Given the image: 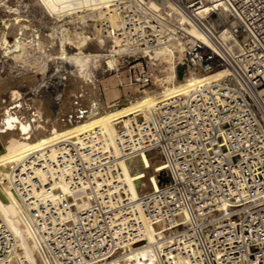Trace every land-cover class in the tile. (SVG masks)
Listing matches in <instances>:
<instances>
[{"label":"built area","instance_id":"1","mask_svg":"<svg viewBox=\"0 0 264 264\" xmlns=\"http://www.w3.org/2000/svg\"><path fill=\"white\" fill-rule=\"evenodd\" d=\"M207 5H218L236 26L217 7L203 17ZM92 8L118 14L115 33L137 51L125 87L152 85L146 52L179 41L185 51L177 78L178 67L184 77L223 74L119 123L118 153L100 128L61 138L56 161L26 153L13 186L44 259L111 264L114 255L136 251L129 264H264V0H97ZM101 24L112 29L108 19ZM143 154L159 158L165 170L157 175L160 187L137 200L121 161ZM38 169L48 174L44 183ZM62 176L80 206L28 197ZM147 226L157 229V242L142 256L137 246ZM16 249L0 214V264H30L16 259Z\"/></svg>","mask_w":264,"mask_h":264},{"label":"bare ground","instance_id":"2","mask_svg":"<svg viewBox=\"0 0 264 264\" xmlns=\"http://www.w3.org/2000/svg\"><path fill=\"white\" fill-rule=\"evenodd\" d=\"M36 1L40 6L43 7L44 12L48 13L47 15L52 16L53 19L56 18L55 21H57V17L54 16L58 12H63V14L68 13L69 15L80 12L78 11L80 9L84 10V12H87L88 10H94L95 8L92 7L97 4V0ZM5 6V11L7 12V14L0 20V58L3 59L2 68H5V71H3L5 73L0 74V213L3 215L7 226L16 238L18 248H20L21 250L20 257L30 264H49L42 256L37 238H35L34 234L31 232L28 226L25 209L21 202V198L17 193L15 187L13 186V177L15 170L20 166L24 156L29 151H37L38 154L49 157L52 161H56L58 157V149L56 147V143L61 138L67 137L75 139L76 137L78 138L80 135L96 128H100V130H102L104 138L106 140V144L112 152H116L117 135L114 136L115 139L112 137L110 138L111 142H113L116 146L115 151L114 148L112 149L111 144L107 140L103 121L106 117L108 122L114 125V127L112 128H116L117 133L118 124L122 122L126 123L128 121V118L131 119L130 116H127L129 114V110H123V105L129 104V102L131 101V97H128L127 99L119 102L113 101L111 104L105 105L99 94L98 85L91 78V70H89V65L93 59H96L100 56L99 54H97L100 48H103L104 50L111 49L113 53L116 52V50H119L121 52V49H124L127 52L131 53H137V51L135 49H129L128 47L124 46L119 39V35L114 33L113 27H119L118 14L116 13H104L103 11L99 10L98 12L111 15H109L108 17L104 15V17L103 14L100 13V15H98V13L95 12V14L97 15L93 13L94 15L90 16L93 19L97 17L93 21L91 20L94 24H90L91 22L89 23L90 27L94 28L93 31L91 28V31L93 32L92 34H90L91 36L85 33V27L87 25L85 26L83 24L81 26L82 30L81 28H79L81 30L80 35L76 34L75 36H73L74 40L73 37H68V34H62L59 41V39L54 36L55 34H51V31V35L47 36V34L43 33L42 29L37 25V23L35 25L32 20L28 21L25 18L21 19L20 17L22 16L18 14L19 9H14L13 7L6 4ZM217 6H205L201 11V15L203 17L209 15L211 8L215 9ZM217 10L220 9L217 7ZM219 14L223 19L230 21L232 25L236 26V22L229 20L228 14L224 12L223 9L219 11ZM76 16L77 15H75V17ZM52 17H50V21H52ZM82 17H84L83 19L85 20L86 17L81 16V18ZM104 18L108 19L113 26L112 29H109L107 33L105 32L104 26L101 24V20H103ZM77 21L80 22L81 20L79 21L78 19ZM94 21L97 23H95ZM51 26L52 25H50V27ZM182 26L192 36L196 38L203 37L192 23L184 22ZM90 27L87 26V29H90ZM64 29L66 30V28ZM107 29L108 28H106V30ZM2 37H5L6 40L2 41ZM54 37H56V39L59 41L60 47H55V45H58V43L55 44L57 41H55ZM244 41H247L246 37L244 38ZM68 43L70 44V46H73L74 44L77 49H74V51L71 50V48L68 47ZM48 47H52L51 52L49 50L48 53L57 54L58 52H60L59 54L61 55V57L63 56L62 58H65L67 62H70L72 64V69H75L71 72L77 80L79 79L83 82V86H80V88H74V85L72 86V83L69 82L71 84L66 85V87L64 86L65 90L62 91V94L64 96L62 97V99H60L61 103L54 102L53 104H55L56 106H53L52 104V111L46 114L43 111V108H41V105H37V102L33 103V100L31 98L28 99V104L25 102L27 99L23 101L21 95L26 92L23 91V93L21 94V90H23V86L26 87L27 85L28 87L38 81L35 75L37 69L35 70L34 67L39 61L36 62L35 59L29 60L30 49H33L32 51L35 50V52L36 50L42 52ZM184 51L185 44L182 41H179L173 46H161L153 51L146 52L145 55L151 59L153 65L163 63L170 64V68L166 75L168 89L166 95H162L155 99H150V101H148V103L146 104L140 103L136 107H134V105H131L130 107L134 109V112H132L131 115L138 116L140 112L145 115L158 103L188 92L190 88L196 85L200 80L204 78L211 79L214 77L222 76L223 72H219L214 76L209 74H191L186 76L182 80L178 79L177 76H175L176 60L177 58H182ZM49 56L52 57L51 55ZM55 58H57V55ZM115 60L116 59L110 60L109 64L112 65ZM68 77L69 76H67V78ZM78 84L80 85V83ZM33 97L35 98V95ZM125 112L128 113L124 114ZM44 115H46L45 118H49L50 121L45 123L42 122V120L44 119ZM114 119H117V121L112 122V120ZM164 170L165 167L163 166V163L160 159L156 158L151 160L147 154H143L127 160L125 162V165L123 166V172L131 182V189L136 194V196H132L138 200L141 195L146 192V190L158 189L160 187V183L157 179V175L159 174V172ZM36 176L42 183H44L45 181H47L48 174L38 169L36 171ZM56 182L59 186L57 189H55V191L57 190V192L66 195L69 187L68 183H65L63 176L61 177L60 181H55L54 183ZM160 182H163V179H161ZM54 183H50V188L52 187V185H54ZM40 191L42 190L36 189L33 192ZM51 192L52 190H47L41 196H33L35 194L29 193L28 197L35 200L50 199L56 201L55 198L43 197L48 196ZM80 205L81 204L73 206ZM156 232L157 229L155 227L147 226L145 237L137 246V250L141 253L142 256L146 255L145 252H147L149 244L157 242ZM127 255H129V257L126 258L125 256ZM132 255L134 259L137 260L136 251H131L130 253L125 254V256L123 254L122 256L114 255V258L112 257L110 262L111 264H129L127 259L129 258L130 260V257ZM19 258L17 257V259Z\"/></svg>","mask_w":264,"mask_h":264},{"label":"rangeland","instance_id":"3","mask_svg":"<svg viewBox=\"0 0 264 264\" xmlns=\"http://www.w3.org/2000/svg\"><path fill=\"white\" fill-rule=\"evenodd\" d=\"M5 4L13 7L14 9H17V10L19 9L18 10L19 12L18 11L17 12L19 15H21L23 17V18L20 17L21 19L25 18L28 21L32 20V22L35 23V25L37 23V25L42 29L43 33L47 34V36L51 35L53 33V34H55L54 36H56L59 39V41H60L62 34H68L69 35V36L67 35L68 37H73L76 34L80 35L81 30H82L81 26L84 24L85 26L87 25L88 27H90V24H94V23H92V21L97 18V17H95L93 19L90 16L94 15L95 12L98 13V15H100V13H101V12H98L99 10L93 11V12H90V11L84 12V10L80 9V10H78L80 12L69 15L68 13L66 14L64 12L65 14H63V12L57 11L58 13L54 16V17H57V21H55L56 18L53 19L52 16L47 15L48 13L44 12L43 7L40 6L36 0H9V1L8 0H0V15L2 16V17L0 16V20L2 18H4V16L7 14V12L5 11L6 10ZM101 14H103V13H101ZM75 15H77V16L75 17ZM95 15H97V14H95ZM104 15L106 17H108L111 14H109V15L103 14V16ZM81 16H85L86 17L85 20L83 19L84 17L81 18ZM50 17H52L51 18L52 21H50ZM88 17H90V18H88ZM78 19H79V21L80 20L81 21L78 22L77 21ZM53 21H55L56 23ZM81 22H84V23H81ZM95 23H97V22H95ZM50 25H52V26L50 27ZM87 26L85 27V30H86L85 33L90 35L93 33L92 31L94 30V28L90 27V29H87ZM64 28H66V30H68V31H66ZM79 28H81V30ZM91 28H92V31H91ZM104 29H105V32L107 33L110 28H108L107 30H106V28H104ZM113 29H114V33H115L117 28L113 27ZM52 30L55 32H53ZM50 31H51V34H50ZM48 32H49V34H48ZM60 32H61V34H60ZM66 32H69V33H66ZM70 34H71V36H70ZM5 37H6V35H5ZM5 37L1 38L2 41L6 40ZM56 37H54L55 41H57L55 44L58 43V45H55V44L54 45L57 48L60 46H59V41L56 39ZM73 40H74V37H73ZM74 46H75L74 44H73V46H70V44L68 43V47H70L71 50H73V51H74V49H77V47L76 46L74 47ZM51 48L48 47L46 50H43L42 52L41 51L39 52L38 50H36V52H35V50L32 51L33 49H30V53H29L30 58L28 57L29 60L35 59L36 62L37 61L40 62V63L37 62L36 66L34 65L35 67L33 66L35 68V70L37 69V72L35 73V75H36L38 81L33 83L32 85H30L31 87L30 86L27 87V85H26V87L23 86V88H22L23 90H21V94L24 91L28 95L27 96L26 93H23L25 96L23 94L21 95V98L23 101H25L27 99L25 102L28 104V99L31 98L33 100V103L37 102V105H41V108H43V111L46 114L48 112L52 111L53 106H56L55 104H53L54 102L61 103L60 99H62V97L64 96L62 94V91L65 90L66 85H68V84L70 85L72 83L71 85L72 86L74 85V88H80V86L81 87L83 86V82L79 79L77 80L76 77L73 76L71 71H73L75 68L72 69V67H71L72 64L70 62H67L65 58H62L63 56L61 57V55L59 54L60 52H58L57 54L48 53L49 50L51 52ZM102 49L100 48L101 51L99 50V52H97V54H99L100 56L91 61L90 65H89V70H91L90 73H91L92 80H94V82L98 85L99 94H100L101 99L105 105H109L113 101L119 102V101H122L124 99H127L128 97H131V101L129 102V104L123 105V110L124 111L129 110V114L127 116H130L132 118L133 115H131V114H132V112H134V109H132L130 107L131 105H134V107H136L140 103L146 104V103H148V101H150V99H155V98H158L162 95H166V92L168 89V82H167L166 75H167V72L170 68L169 63H166V64L163 63V64H157V65L152 64L151 72L153 74V84L150 85L149 87H144V88L125 87L124 84L126 83V81L128 79V73H129L128 70H129L130 66H135L139 62L136 60L137 59V56H136L137 53L127 52L124 49H121V52H123V53H121L119 50H116V52L113 53L111 49H106V50H104V49L102 50ZM71 50H69V51H71ZM38 52H39V54H38ZM31 54H32V56H31ZM34 55H36V56H34ZM49 55H51L52 57H50ZM56 55H57V58H55ZM53 56H55V57H53ZM113 59H116V60L112 63V65L109 64V61L113 60ZM2 61H3V59L0 58V74L5 73V72H3V71H5V68H2V66H3ZM37 65H38V67H37ZM45 68H46V70H45ZM135 68H137V67H135ZM70 75H71V77H70ZM67 76H69V77L67 78ZM64 82L67 84H65ZM69 82H71V83H69ZM78 83H80V85ZM32 88H33V90H32ZM34 95H35L36 99L33 97ZM36 95H38V96H36ZM25 97H28V98H25ZM39 97L41 99L42 98H44V99L41 100ZM39 99L41 101H43L44 103L41 102ZM49 103H50V106H49ZM42 104H44V105H42ZM52 104H53V106H52ZM48 108H49V110H48ZM126 113H128V112H125L124 114H126ZM124 114H122V115H124ZM45 116L46 115H44V119H43L44 121L42 120V122H44V123L50 121V119L45 118ZM142 117H143V114L140 112V115L137 118H142ZM128 120H129V118H128ZM116 121H117V119L112 120V122H116ZM103 125H104V131L106 132V135H107V140L111 144L112 149L114 148V150L116 151L117 142H116V146H115L114 143L111 142V139H110L111 137L114 138V136L117 135L116 128H112V127H114V125L112 123L110 124L108 122V120L106 119V117H105V120L103 121ZM113 129H114V133H113ZM116 153H118V146H117ZM125 162L126 161H121L122 171H123V166L125 165ZM122 178L130 187L131 194L136 196L135 192H133V190L131 189L132 188L131 182L124 175V172L122 173ZM64 181H65V183L66 182L68 183V181L66 179H64ZM58 186L59 185L57 182L54 183V185H52V187L50 189H47V190H52V192L48 196H43V197L55 198L56 201L58 199H63L68 204L72 203V206L81 204L80 202L82 199L80 197L78 198L73 193L72 189L69 186V183H68L69 188H68L66 195H64L60 192H57V190L55 191V189H57ZM41 190L42 191H40V192H31V194H35L33 196H37V195L41 196L45 191H47L43 188ZM1 216L4 219L2 214H1ZM4 221H5V219H4ZM20 252H21V250H20V248H18V243H17L16 259H17V257L19 258L21 256ZM116 255L122 256L121 253H118ZM20 259H22V258L20 257ZM130 260H135L133 255L130 257Z\"/></svg>","mask_w":264,"mask_h":264},{"label":"water","instance_id":"4","mask_svg":"<svg viewBox=\"0 0 264 264\" xmlns=\"http://www.w3.org/2000/svg\"><path fill=\"white\" fill-rule=\"evenodd\" d=\"M177 74H178V79L182 80L184 79V69L182 67L177 68Z\"/></svg>","mask_w":264,"mask_h":264}]
</instances>
